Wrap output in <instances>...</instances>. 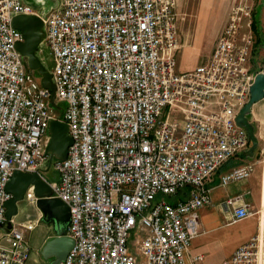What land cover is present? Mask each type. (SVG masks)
Segmentation results:
<instances>
[{"label":"built area","instance_id":"built-area-1","mask_svg":"<svg viewBox=\"0 0 264 264\" xmlns=\"http://www.w3.org/2000/svg\"><path fill=\"white\" fill-rule=\"evenodd\" d=\"M57 1L38 12L0 0V226L14 172L39 173L70 207L74 247L62 264H185L215 175L250 147L236 117L262 72L252 63L253 8L234 5L208 60L181 71L180 0ZM18 15L44 22L61 111L16 48ZM52 120L67 124L73 141L67 158L52 163L56 181L46 177ZM254 168L234 167L220 183L246 181ZM235 200L223 204L232 220L256 214L259 229L221 264H264V207L253 212ZM36 201L30 186L24 202ZM40 215L12 220L0 235V264H27V233Z\"/></svg>","mask_w":264,"mask_h":264},{"label":"crops","instance_id":"crops-1","mask_svg":"<svg viewBox=\"0 0 264 264\" xmlns=\"http://www.w3.org/2000/svg\"><path fill=\"white\" fill-rule=\"evenodd\" d=\"M23 2L31 5L38 12H42L43 8L49 9L58 5L57 0H23ZM182 2L183 0L179 1L177 8L181 47H192L196 39L201 41L204 37L210 36V41H212L211 47L214 48L216 40L226 25L228 18H226L225 15L221 17L219 23L216 25L213 24V29L208 35L206 34L207 31L203 35L201 33L197 35L196 27L199 22V15L198 22L193 33H191L192 29H187L188 26H186L187 17L191 14L182 10ZM260 7L259 11L256 12V19L264 34V4ZM254 58H257L258 61L255 62L253 60ZM253 61L255 62L253 67L264 72V45L261 47L257 57L253 54L252 63H254ZM248 118L255 126V134L259 142L258 149L253 158L246 157L243 153L226 163L215 175L211 184V197L213 203L199 211V233L193 239L191 247L186 253L185 264H221L224 260L229 258L238 247L248 242L259 229V219L256 214L247 219L234 222L232 220L233 208L230 207L227 209L223 206L228 199H236L233 203V207L248 205L253 212L264 207V99L253 105L252 112ZM249 162L254 163L255 168L248 180L235 182L228 186L221 185L220 178L223 174L234 167ZM23 210L24 209L20 206L19 213L25 214ZM19 215L15 217L16 222H25L26 219H19ZM5 232L6 231H0V235ZM54 237L55 233L53 230L51 233L35 238H33L31 232L27 233V239L31 247V255L27 264H51L53 259H44L41 250L47 241ZM1 243L4 244L3 241H1ZM199 257L201 258L200 260H198Z\"/></svg>","mask_w":264,"mask_h":264},{"label":"water","instance_id":"water-1","mask_svg":"<svg viewBox=\"0 0 264 264\" xmlns=\"http://www.w3.org/2000/svg\"><path fill=\"white\" fill-rule=\"evenodd\" d=\"M12 26L23 34V41L17 44V50L26 58L28 68L41 76L42 85L51 91V105L60 110L55 100L56 87L52 80V74L37 55L45 36L43 20L37 15H18L14 17ZM262 99H264V73L260 72L256 75L251 87L248 103L236 117L237 125L244 128L248 134L250 147L244 152V155L249 158L254 157L259 142L255 134V126L249 121L248 116L252 112L253 105ZM49 135L50 141L46 147V153L50 156V163L46 172L50 170L54 160L67 158L69 147L73 144L67 124L58 120L50 122ZM30 186L34 187L37 198L35 207L42 214L40 222L48 224L55 233V237L47 241L42 248V256L46 260L53 259L51 264H62L74 247V240L66 234L71 219L70 207L53 196L52 187L41 174L14 172L6 187V191L12 194V198L6 203L8 221L5 225L0 226V230L10 231L12 229V220L19 215L20 203L24 201L25 193Z\"/></svg>","mask_w":264,"mask_h":264},{"label":"rangeland","instance_id":"rangeland-1","mask_svg":"<svg viewBox=\"0 0 264 264\" xmlns=\"http://www.w3.org/2000/svg\"><path fill=\"white\" fill-rule=\"evenodd\" d=\"M241 2L246 3L247 5L251 6L253 8V17H256V12L259 11L261 8L260 6L264 4V0H183L182 2V10L189 12L191 15L187 17L186 26L187 29L191 28L193 33V30L198 22L196 27L197 35L200 33L203 35L207 31V35L211 33L210 31L213 29V24L216 25L219 23L221 17L224 15L226 18L229 17V13L231 11V8L234 5H237ZM201 12V13H200ZM255 15V16H254ZM209 37H204L203 40H198L193 43L192 47H181L179 54H178V66H179V60H180V70L182 71H190L196 68L202 61L208 60L209 54L212 51ZM39 58L41 59L43 65L46 67V69L52 74V70L54 67V61L53 57L50 53V50L48 49L46 43L42 42L39 51L37 53ZM255 62L258 61L257 58L253 59ZM253 61V62H254ZM255 62L253 64H255ZM37 74V73H36ZM38 76V74H37ZM57 107L60 109H56L58 111H61L64 109L65 104L64 103H57ZM48 169V164L47 167ZM46 177L50 181H56L58 180V175L53 169V167L50 168L49 171L46 172ZM25 202H21L20 206L25 214H20L19 219H32L37 220L40 216V211L34 206V205H27L24 204ZM28 214V215H27ZM25 220V221H26ZM52 229L48 224L44 222H39L38 226L34 231H32L33 238L35 237H42L47 233H51ZM1 231V230H0ZM138 233L134 235V241L132 240V245L135 247V244L137 242Z\"/></svg>","mask_w":264,"mask_h":264},{"label":"trees","instance_id":"trees-1","mask_svg":"<svg viewBox=\"0 0 264 264\" xmlns=\"http://www.w3.org/2000/svg\"><path fill=\"white\" fill-rule=\"evenodd\" d=\"M253 30L256 36V43L254 45L253 54L255 57H257L261 47L264 45V34L258 25V20L256 19V17H253Z\"/></svg>","mask_w":264,"mask_h":264}]
</instances>
